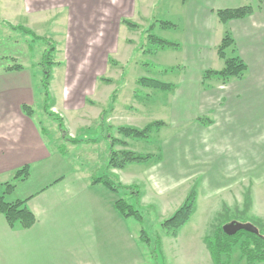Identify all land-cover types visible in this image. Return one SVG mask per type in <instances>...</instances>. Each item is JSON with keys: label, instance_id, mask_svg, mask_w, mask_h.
Here are the masks:
<instances>
[{"label": "rangeland", "instance_id": "1", "mask_svg": "<svg viewBox=\"0 0 264 264\" xmlns=\"http://www.w3.org/2000/svg\"><path fill=\"white\" fill-rule=\"evenodd\" d=\"M111 1L84 0L80 5L58 8L36 19L34 14L31 18L25 14L24 0H0V70L21 65L33 75L31 107L34 120L42 122L46 129V138L54 140L59 127L55 117L46 113L47 104L49 112L62 119L68 138L98 142V146L93 142L67 146L64 160L70 169L85 168L94 178L107 173L139 192L138 204L127 194L122 197L143 216L142 224L134 218L132 223L135 236L144 230L150 239L149 244L143 242L148 264H214L204 239L212 235L216 226L225 220L228 226L233 225L230 229L239 225L252 228L251 221L264 224V127L259 136L250 127L259 119L264 123V106L243 110L240 105L239 109L234 108L235 120L230 123H220L226 112L218 103L203 105L202 114L199 113L201 72L204 68L221 71L224 61L217 56L211 59L214 49L209 58L200 61L190 55L188 58L185 50L167 49L154 56L145 53L150 48L147 30L156 21H170L165 14L174 0H160L150 18L143 20L140 15L138 19L143 21L132 20L137 29L122 22L131 19L125 17L121 4L110 5ZM173 6H177V16L182 7ZM173 11L174 8L168 16L176 18ZM19 26L34 35L13 29ZM221 27L213 29L218 45L226 33ZM152 33L174 43L187 35L186 30H163L159 23ZM52 45L56 47V65L51 70L46 98L42 61ZM227 56H233L231 49ZM141 77L173 84L175 89L162 92L142 88L137 84ZM86 98L89 103L80 110ZM72 106L79 110L67 109ZM82 114L86 118L79 121L78 115ZM156 121H163L166 126L154 131L151 140L127 139L126 147L116 145L115 150L155 154L162 160L132 164L122 173L119 169L107 171L108 156L105 157L103 146L107 133L124 140L117 133L118 127L142 129ZM95 156L102 158L96 162ZM149 188L163 195L153 196ZM194 188L196 211L178 238H173L162 223L176 213ZM5 197L7 201L18 198L14 194ZM229 264H247L239 245Z\"/></svg>", "mask_w": 264, "mask_h": 264}, {"label": "crops", "instance_id": "2", "mask_svg": "<svg viewBox=\"0 0 264 264\" xmlns=\"http://www.w3.org/2000/svg\"><path fill=\"white\" fill-rule=\"evenodd\" d=\"M83 1L24 0L25 14L30 18L34 14L37 19L38 15L69 8L75 3L80 5ZM159 2L112 0L110 5L121 4L125 17L131 19L129 21L141 22L154 14ZM55 4L58 5L53 6ZM174 4L182 7L177 16ZM243 6L253 9L244 19L222 24L216 15L218 10ZM173 8L176 18L168 16ZM140 15L143 20L138 19ZM165 16L178 26L177 30L187 31L186 38L177 42L180 46L170 50H185L188 58L190 55L200 61L209 58L214 49L211 59L219 58L213 29L223 26L221 28L229 31L235 41L232 55L239 56L248 66L242 79H232L228 83L218 77L203 80L204 72L208 71L204 68L198 82L199 113L203 105L218 103V107L226 112L220 123H230L235 120L232 118L234 108L239 109L242 105L244 110L248 106H264V0H174ZM85 101L80 110L89 103L87 98ZM33 104V75L24 67L0 70V191L5 183H14L17 171L28 166L29 178L16 182L17 187L11 195H17V200H28L27 206L37 218L32 228L22 229L19 226L11 228L0 215V264H148V251L140 235L134 234L133 219L121 215L116 207L120 196L102 184H93L91 171L68 167L64 160L67 146L77 145L67 142L59 127L54 140L46 138L42 122L34 120ZM24 106L32 109L31 115L26 114ZM67 109L79 110L73 106ZM78 117L80 121L85 116ZM261 123L259 119L250 126L258 136L264 127ZM92 142L85 141L80 145ZM51 143H54L52 147ZM103 146L107 157V138ZM98 158L95 156L96 162L102 156L97 161ZM149 189L153 196L163 195ZM174 190L177 188L170 192ZM13 201L16 200L10 202ZM201 248L203 253L205 249Z\"/></svg>", "mask_w": 264, "mask_h": 264}, {"label": "trees", "instance_id": "3", "mask_svg": "<svg viewBox=\"0 0 264 264\" xmlns=\"http://www.w3.org/2000/svg\"><path fill=\"white\" fill-rule=\"evenodd\" d=\"M253 12L251 6H243L234 9H224L216 11L219 21L222 24H227L233 20H240L250 16ZM123 23L130 28L137 29L138 25L135 23L124 20ZM159 23V27L163 30L177 29L178 26L170 21H156L147 30L148 32V43L150 48L145 51L146 54L151 56L156 55L161 51L167 49L178 48L180 45L168 40H164L155 34H153L154 27ZM20 29L27 35H34L31 31L20 27H14L13 29ZM235 46V41L229 31L225 33L222 39L217 53L220 59L224 61V68L221 71L208 70L204 73L203 79L209 80L214 77H218L223 83H228L232 79H242L244 74L248 70L247 64L239 56H227V51ZM55 52L56 47L52 45L46 50L42 66L44 71L43 87L45 90L46 98H49V87L51 81V70L56 65L55 63ZM23 66L15 65L6 68V70H20ZM171 69L170 71H173ZM163 72H167L166 70ZM137 84L146 89H153L162 92H172L175 89V85L160 81L158 79L150 77H141L138 79ZM23 110L27 115L32 114V109L28 106H24ZM45 111L48 115L54 116L59 123L60 130L63 133V137L66 141L72 144L82 143V140L71 139L66 135V131L63 128V121L60 117L55 116L49 112L48 105L46 104ZM103 119V118H102ZM104 120V119H103ZM200 122H204L203 118L199 119ZM166 126L163 121H156L148 124L142 129L121 126L117 128V133L123 136L125 139H118L117 137L107 133L105 136L108 140V162L106 165V170L119 169L124 170L127 166L132 164H142L150 163L154 160H162V156L156 157L155 154H139L130 150H115L116 145L127 146V139L133 140H151V136L154 131L160 130L162 127ZM30 176V169L28 166L17 171L14 183H5L3 186V191H0V215L4 216L11 228H16L19 226L22 229L32 228L36 222L37 218L35 214L28 208V200H16L13 202L6 200V195L12 194L17 185L16 182L26 181ZM93 184H102L107 187L112 192L118 194L120 199L116 203V207L121 215L126 218H134L140 224L143 222V216L136 210V208L123 199V194H127L131 197L132 201L138 204L139 202V192L134 187L123 186L118 180L111 178L107 173H103L93 179ZM1 189V187H0ZM197 204V189H192L188 194L186 200L181 205V207L176 211V213L168 220L162 223V228L166 233L177 238L179 232L184 228L190 221L191 217L196 211ZM248 222V221H246ZM254 227H245L243 225L239 226L237 231L234 233L230 232L226 227L229 225L228 220L222 222L214 228L212 235L206 236L204 241L211 255L214 264H229L231 255L234 248L239 245L241 249L242 259L246 261L247 264H264V224L254 223L251 221ZM263 226H262V225ZM140 239L142 242L149 244L150 239L147 237L144 230L141 231ZM160 248V241H157V249ZM155 253V252H154Z\"/></svg>", "mask_w": 264, "mask_h": 264}, {"label": "water", "instance_id": "4", "mask_svg": "<svg viewBox=\"0 0 264 264\" xmlns=\"http://www.w3.org/2000/svg\"><path fill=\"white\" fill-rule=\"evenodd\" d=\"M239 226H241V225H239ZM239 226L234 227L235 229H230L231 227H233V225H230V226H227L226 229H228L230 232L234 233L235 231H237V229L239 228Z\"/></svg>", "mask_w": 264, "mask_h": 264}]
</instances>
